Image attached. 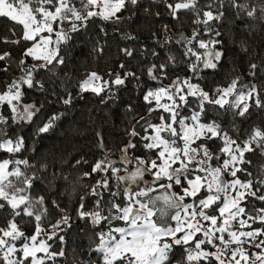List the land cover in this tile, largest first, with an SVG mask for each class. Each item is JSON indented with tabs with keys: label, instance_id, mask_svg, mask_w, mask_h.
<instances>
[{
	"label": "snow or ice",
	"instance_id": "snow-or-ice-1",
	"mask_svg": "<svg viewBox=\"0 0 264 264\" xmlns=\"http://www.w3.org/2000/svg\"><path fill=\"white\" fill-rule=\"evenodd\" d=\"M153 6H162L175 27L186 21L191 27L174 39L163 24V40L153 31L154 47H140L142 60L151 57L140 69L148 87L124 61L116 72L85 69L80 79L67 71L79 38L99 60L106 26L119 31L137 10L151 23L161 16ZM0 17L20 26L0 43L21 47L18 56L0 51V74L8 77L0 80V264H264V167L252 170L246 158L264 156V126L247 135L241 128L264 113V55L249 43L264 41V0H0ZM232 18L239 24L229 28ZM240 26L244 71L206 89L205 75L219 72L229 39L237 40L228 31L238 33ZM121 39L137 37L123 32ZM170 44L179 45L178 55ZM157 48H167L163 59ZM118 51L133 58L136 49ZM133 80L146 115L125 106L131 119L118 159L100 131V156L78 176L25 158L29 145L18 129L34 125L40 137L65 121L86 93L115 103ZM29 92H39L44 103L27 102ZM46 104L61 107L44 115ZM138 147L142 155L134 154ZM82 163L78 156L70 167ZM65 185L73 208L49 191ZM72 231L88 241V259L69 252Z\"/></svg>",
	"mask_w": 264,
	"mask_h": 264
},
{
	"label": "trees",
	"instance_id": "trees-1",
	"mask_svg": "<svg viewBox=\"0 0 264 264\" xmlns=\"http://www.w3.org/2000/svg\"><path fill=\"white\" fill-rule=\"evenodd\" d=\"M149 0H143L144 5H148ZM153 10H159L161 13L160 18L153 19L151 23H145V15L142 11L137 10V15L132 21H126L119 31L114 29V26L107 25L108 36L105 38L106 47L105 55L99 60H94L93 54L90 52V45L86 44L83 38H79L76 48L74 49V55L72 61L70 62L67 71L72 73L76 79L82 78L81 73L85 70H94L101 73H106L108 71L116 72L119 71L118 64L121 61L125 62L127 68L132 71H136L141 74L140 69H142L151 60L149 56L147 60H142L138 55L139 49L142 45H147L149 47H154L151 33L153 31L157 32L160 40H163V35L160 34L159 29L163 24H169L171 26V32L173 38L178 37L181 31L187 33L190 30V21H186L183 28H177L173 25L171 19L167 16L163 7L153 6ZM129 13H121V15H128ZM91 23V22H90ZM97 23H100L97 21ZM234 24H239L234 18L229 20V28ZM15 27L18 30L19 25H15L14 22L0 17V37L8 36L11 38L10 28ZM93 31H98V29H93ZM123 32H131L132 35L137 37L136 41L121 39V34ZM245 28L243 26L239 27V32L228 31V36L230 38H237L236 42L233 43L232 39L226 45L227 58L224 61V66L217 73H207L203 81V85L206 89H211L217 84L226 83L227 79L237 72H243L247 65V57L239 49V36H243ZM252 49L264 55V41L260 39L249 40ZM121 47H132L136 49L133 58H125L119 54V48ZM168 48H172L173 51L178 55L176 49L179 45H168ZM160 59H163L166 55L167 48L160 49ZM0 51H10L14 56H18L21 51L20 46L2 44L0 43ZM235 62V64L233 63ZM2 66V64H0ZM182 67V65L180 66ZM177 73L184 75L180 69H177ZM15 71L11 72V75H17ZM172 78V77H170ZM8 79V77L0 74V80ZM141 79L147 81V78L141 74ZM151 84L147 81L143 86L148 87ZM119 99L113 103L108 101L107 103H100V97L94 96L91 93L85 94V99L78 100L74 105L72 114L66 118L65 121H61L60 124L50 131L49 133L43 134L40 137H35V126L25 125L22 130L18 129L21 135L27 138V143L29 145V151L25 152L23 155L25 158L32 160V163L36 165L37 168L40 165H47L48 170L52 171L54 168L62 171L65 175L78 176L81 172L87 171L90 165L99 158L100 152L97 149V138L96 132L100 131L104 136V142L107 148L111 149L114 153V159L119 158V148L127 143V137L124 134V129L129 126L128 121L131 119L127 113L126 105L130 102L136 106V111L140 115H146L147 105L144 104L142 100V92L140 88L136 86V81H131L126 84L118 93ZM44 96L39 92H29L27 95V102H37L44 103ZM60 105H45L44 115L51 113L52 111L58 110ZM155 116V113H153ZM138 118V117H137ZM135 123V120L131 121ZM260 125L264 126V113L259 115L254 114L252 119L246 124L241 125L243 129V134L247 135L253 126ZM35 149V151H32ZM135 155H142L143 150L139 147L133 150ZM81 156L87 163H82L81 165L70 167L74 164L76 157ZM34 157V159H32ZM4 158H7L6 156ZM246 158L252 161V170L264 167V156L258 155L256 153L246 154ZM123 174V173H121ZM86 183L88 181H85ZM57 185L61 184V181L55 182ZM79 187V186H78ZM82 191L83 189H79ZM53 199H59L62 202V206L67 205L69 208L74 207L75 198L70 197L69 193L71 189L65 185L63 188H57L55 190H49ZM56 191L59 192V196L56 195ZM42 194V193H41ZM69 199H72V203H69ZM79 223V222H78ZM31 226L27 227V231H31ZM69 244V252L75 249L77 254L80 255L81 259H88L89 257L85 254L88 241L82 239L80 235L72 231V234L66 237ZM95 259V254L91 257Z\"/></svg>",
	"mask_w": 264,
	"mask_h": 264
},
{
	"label": "rangeland",
	"instance_id": "rangeland-1",
	"mask_svg": "<svg viewBox=\"0 0 264 264\" xmlns=\"http://www.w3.org/2000/svg\"><path fill=\"white\" fill-rule=\"evenodd\" d=\"M242 264H243V262H242Z\"/></svg>",
	"mask_w": 264,
	"mask_h": 264
}]
</instances>
